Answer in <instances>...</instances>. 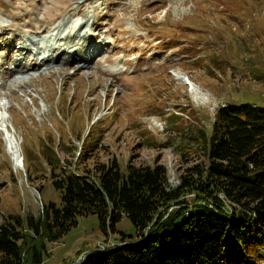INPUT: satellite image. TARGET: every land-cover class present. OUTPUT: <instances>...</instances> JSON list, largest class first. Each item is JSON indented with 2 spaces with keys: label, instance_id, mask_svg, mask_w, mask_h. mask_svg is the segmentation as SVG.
Returning a JSON list of instances; mask_svg holds the SVG:
<instances>
[{
  "label": "rangeland",
  "instance_id": "obj_1",
  "mask_svg": "<svg viewBox=\"0 0 264 264\" xmlns=\"http://www.w3.org/2000/svg\"><path fill=\"white\" fill-rule=\"evenodd\" d=\"M37 1L39 8L49 4ZM210 1L66 0L57 18L68 12L69 18L85 14L92 25L89 22L79 38L71 35L67 41L65 33L57 35L56 40L64 39L53 43L51 51L59 58L41 62L36 68L42 70L36 72L22 65L29 57L21 50L24 26L34 33L38 24L47 29L52 19L31 12L26 0H0V51L9 49L7 61L1 58L0 63V221L7 214L37 215L43 203L60 200L40 171L28 180L23 162L18 164L23 145L36 148L54 138L64 142V136L80 131L72 138L79 148L77 136L100 122L98 150L85 162L87 169L115 156L126 172L129 160L151 164L158 156L168 182L175 185L179 173L196 158L195 139L201 130L209 135L216 108L263 104L264 32L252 29L250 22L238 26L230 11L238 9L227 8L224 0H219L223 9ZM253 1L259 7L256 14L263 17L264 0ZM3 35L13 44L4 45ZM90 45L95 52L88 53ZM73 52L92 57L73 61ZM180 76L190 79L194 88ZM84 119L90 121L82 127ZM37 151L40 146L32 154ZM59 156L62 161L67 155ZM115 229L108 243L118 241L120 233L127 240L136 237L125 215ZM104 239L96 215L77 217L56 242L46 243L44 264L72 260L79 252L105 246Z\"/></svg>",
  "mask_w": 264,
  "mask_h": 264
},
{
  "label": "trees",
  "instance_id": "obj_2",
  "mask_svg": "<svg viewBox=\"0 0 264 264\" xmlns=\"http://www.w3.org/2000/svg\"><path fill=\"white\" fill-rule=\"evenodd\" d=\"M224 1L227 8L238 9L230 10L238 26L250 22L252 29L264 32V16L256 14L259 7L253 0ZM209 4L224 7L219 0ZM212 116L209 135L200 129L196 158L179 173L175 185L168 182L158 156L151 164L129 160L126 172H121L115 156L87 169L85 162L98 150L100 122L77 136L79 148L72 138L80 131L64 136V142L40 141V152L34 154L39 146L23 145L28 180L32 182L38 177L33 172L40 171L60 200L43 203L37 215L3 216L0 264H44L49 254L46 243L56 242L77 217L89 214L96 215L108 247L86 251L80 264H260L264 261V237L258 238L264 234V102L223 104ZM88 121L84 119L82 127ZM59 152L67 155L62 161ZM188 194L195 197L187 200ZM199 198L217 204L201 206ZM122 215L130 219L136 237L127 240L120 233L118 241L108 243Z\"/></svg>",
  "mask_w": 264,
  "mask_h": 264
},
{
  "label": "bare ground",
  "instance_id": "obj_3",
  "mask_svg": "<svg viewBox=\"0 0 264 264\" xmlns=\"http://www.w3.org/2000/svg\"><path fill=\"white\" fill-rule=\"evenodd\" d=\"M26 1H27L28 5L31 6V8H30L31 12H35V11L38 13L42 12V13L47 14V16L52 19V23L49 24V27L47 29L41 30V27L38 24V26L34 29V33H31V30L29 28H27L26 26H24L27 29V31H25L22 34L23 42L21 44V48L26 49V51H29V54H30L28 59H27L28 61L26 60L23 68L25 70H27L29 68H33L34 70L36 69V72H39L42 69L40 70V69H38L39 67L38 68H36V67L41 62L44 61V62L48 63V62H51L54 58H59V55L55 56L54 53L51 51L52 44L55 43L56 41H58V39L60 41L62 39H64L63 38L64 36L62 35L63 33H65V36H66L65 40H67V41L69 40L68 37H70L71 35L74 36L75 38H79L80 32H83L85 29L90 28L89 23H88L89 18H87V15H85V14L83 16H77V17L71 16L69 18L70 12H68V15L65 17L59 16L57 18V13H61V6L65 5L66 0H47L49 4L45 5L42 8L38 7V1L37 0H26ZM40 22L43 23L45 21L41 20ZM80 29H82V30H80ZM38 33H47V36H41L40 38H38L36 36V34H38ZM42 35H44V34H42ZM57 35L63 36V37H59L56 40ZM87 51H88V53L95 52L92 45L89 46ZM76 55H78V54H76ZM74 58H76V57H74ZM26 73H29V72H26ZM30 77H32V76L30 75ZM179 78L182 79L181 76ZM182 80H184L186 82V84L190 87V89L194 88L193 83L190 81V79L183 76ZM204 203L205 204H212V202L210 200H204ZM263 237H264V234H262V233L258 234V238H263ZM253 239H254V237H253ZM98 247H100V245ZM98 250L101 251L103 249H98ZM82 255H83V257L80 258ZM82 255L77 256L74 260L69 261L66 264H74L78 258L79 259L75 264H80V262L83 261L86 257L85 254H82Z\"/></svg>",
  "mask_w": 264,
  "mask_h": 264
},
{
  "label": "built area",
  "instance_id": "obj_4",
  "mask_svg": "<svg viewBox=\"0 0 264 264\" xmlns=\"http://www.w3.org/2000/svg\"><path fill=\"white\" fill-rule=\"evenodd\" d=\"M193 197H195L194 194H188L186 196L187 200H191ZM197 204H199L201 206H207L208 208H214L217 203L212 199V204H205L204 203V199L199 198V200L197 201ZM185 214H187V213H185ZM107 247H108V244L105 243V246H100V247H98L97 249H94V250L103 249V248H107ZM82 257H83V255L80 258H82ZM78 259H77V261H78ZM260 264H264V261L260 262Z\"/></svg>",
  "mask_w": 264,
  "mask_h": 264
},
{
  "label": "crops",
  "instance_id": "obj_5",
  "mask_svg": "<svg viewBox=\"0 0 264 264\" xmlns=\"http://www.w3.org/2000/svg\"><path fill=\"white\" fill-rule=\"evenodd\" d=\"M69 259H65L64 261H62V262H60V263H58V264H65L67 261H68Z\"/></svg>",
  "mask_w": 264,
  "mask_h": 264
},
{
  "label": "water",
  "instance_id": "obj_6",
  "mask_svg": "<svg viewBox=\"0 0 264 264\" xmlns=\"http://www.w3.org/2000/svg\"><path fill=\"white\" fill-rule=\"evenodd\" d=\"M18 164H21V158H19V162H18Z\"/></svg>",
  "mask_w": 264,
  "mask_h": 264
}]
</instances>
